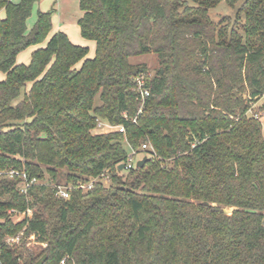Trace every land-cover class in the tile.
Listing matches in <instances>:
<instances>
[{
  "label": "trees",
  "instance_id": "obj_1",
  "mask_svg": "<svg viewBox=\"0 0 264 264\" xmlns=\"http://www.w3.org/2000/svg\"><path fill=\"white\" fill-rule=\"evenodd\" d=\"M221 1L79 0L89 58L52 34L54 9L28 31L41 0H0V171L42 182L24 194L0 178V264H264V0L215 23ZM99 120L125 132L95 133ZM144 143V166L120 170ZM103 172L109 184L56 195Z\"/></svg>",
  "mask_w": 264,
  "mask_h": 264
},
{
  "label": "built area",
  "instance_id": "obj_2",
  "mask_svg": "<svg viewBox=\"0 0 264 264\" xmlns=\"http://www.w3.org/2000/svg\"><path fill=\"white\" fill-rule=\"evenodd\" d=\"M135 84L137 86V99L141 102V107L140 110L138 112V115H141L143 113V110L145 108V103L147 101V99L150 97V89L147 87V80H146V76L145 75H140L137 76L135 79ZM127 117V116H126ZM256 118H259V115H255ZM137 118H134L133 121L136 122ZM107 128L109 130H119L120 132H125V128L123 126H119V127H114L111 126L101 120L98 121V129H104ZM151 147L149 146L148 143H144L142 145V148L140 149L141 152H146V150L150 149ZM130 153L128 154L127 160L124 161L123 164L124 165V169L125 171L129 172L131 170H133L136 166V158H138V154L139 152H137L134 149H130ZM141 160V159H139ZM120 164V165H121ZM10 176V177H20L23 180V187L21 189V191L24 194H27L28 190L35 185L41 184V180H39L37 177H33V178H29L28 174L26 172H19L16 170H12V171H0V178L4 177V176ZM109 181V175L108 172H103L100 176L98 177H94V178H90L87 181H80L79 183H77L76 186L74 185H57V193L56 195L59 198L62 199H69L71 197V193L74 189H78L81 190L83 192H88L90 190H92L94 188V186L98 183V182H107ZM16 214V212H14ZM28 214L29 216L32 215V211L28 210L27 212H24L23 214H17L15 217H20L23 215V217ZM23 236V233L15 236V237H9L7 238V243L8 244H19L21 241V237ZM34 236V235H32ZM62 264H65V260L62 261Z\"/></svg>",
  "mask_w": 264,
  "mask_h": 264
},
{
  "label": "rangeland",
  "instance_id": "obj_3",
  "mask_svg": "<svg viewBox=\"0 0 264 264\" xmlns=\"http://www.w3.org/2000/svg\"><path fill=\"white\" fill-rule=\"evenodd\" d=\"M243 2H244V0H238L234 5H230L228 3V0H222L221 3L217 7L210 10V17H211L212 21L215 23H218L223 17H231L232 19L235 18L236 14L238 13V10L242 6ZM78 4H79V0H67V2H65V3H60L59 1L56 2V0H44V1H42L41 5L36 4L34 6L32 16L30 17V19L28 21V31H31L33 29V27L35 26V23L37 21L38 11H39V9H42V7H47V10L54 9L55 13H57V11H58L60 18L64 19L65 15H69V16L74 17L76 15V12H80ZM74 26H77V30L79 31L78 34L84 40V38L82 37V35L80 33V30H79L80 28L78 27V24L75 23ZM29 53L30 52L28 50L26 52L22 53V55L20 57V61L26 59V56ZM132 61L135 64H146L148 69H149V74H148L149 76H153L154 74H156V72L159 68L157 57L154 55H144V56L135 58ZM263 103H264V99H262L261 101L256 103L255 107L260 106ZM108 130L109 129H107V128L98 129L97 131H95V133L107 132ZM126 149H127L128 153H130L131 150L129 149L128 146L126 147ZM145 155H146L145 152L140 151L138 154V158H136V163L139 161V159L144 158ZM106 183L109 184V181H107ZM225 212L227 214H231L232 210L226 209ZM21 219H23V215L20 217L19 216L15 217L16 221H20ZM36 240H37V237L35 235L34 236L31 235L28 238L26 248L28 249L29 252L34 251L35 246L38 244ZM25 254H28V252H25Z\"/></svg>",
  "mask_w": 264,
  "mask_h": 264
},
{
  "label": "crops",
  "instance_id": "obj_4",
  "mask_svg": "<svg viewBox=\"0 0 264 264\" xmlns=\"http://www.w3.org/2000/svg\"><path fill=\"white\" fill-rule=\"evenodd\" d=\"M12 1L14 3H19L21 0H12ZM42 1H44V0H41V2L39 3V5L42 4ZM58 1L60 3L67 2V0H56V2H58ZM39 10L47 11V7H42V9H39ZM4 16H5V12L4 11H1L0 12V19L4 18ZM82 16H83V12L80 10V12H76V15L74 17L73 16H69V15H65V18L63 19V18H60V15H59V13L57 11V13H55L54 16H53V31H52V34H54L56 32H63V33H65L69 37V39L71 40L72 43H74L76 45L88 47L89 50H90L88 57L89 58H93L95 56L96 43L94 41H90V40H87L85 38L83 40L81 38V36H79V34H78L79 31L77 30V26H74L75 23L78 24V21L82 18ZM78 27H79V25H78ZM35 49L36 48H30L28 50L30 53L26 56V59L21 60L22 62L20 61V57L22 55L21 54L18 57V62L19 63H22V64H28L30 62V60H31L32 52ZM4 79H5V75L3 73H0V81L1 80H4Z\"/></svg>",
  "mask_w": 264,
  "mask_h": 264
},
{
  "label": "water",
  "instance_id": "obj_5",
  "mask_svg": "<svg viewBox=\"0 0 264 264\" xmlns=\"http://www.w3.org/2000/svg\"><path fill=\"white\" fill-rule=\"evenodd\" d=\"M147 159H148V157L145 156L144 158H142L141 160H139L137 162V167L138 168H142L144 166V164L146 163ZM119 168H120V170H123L124 169V165L121 164Z\"/></svg>",
  "mask_w": 264,
  "mask_h": 264
}]
</instances>
